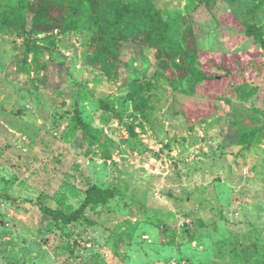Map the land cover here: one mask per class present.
Returning <instances> with one entry per match:
<instances>
[{"label":"rangeland","instance_id":"obj_1","mask_svg":"<svg viewBox=\"0 0 264 264\" xmlns=\"http://www.w3.org/2000/svg\"><path fill=\"white\" fill-rule=\"evenodd\" d=\"M27 1L0 9L30 20ZM152 4L184 52L121 26L113 70L87 10L64 33L50 15L44 50L0 30V264H264V0ZM192 62L203 78L181 81ZM93 186L115 195L71 222L43 213L76 212Z\"/></svg>","mask_w":264,"mask_h":264},{"label":"trees","instance_id":"obj_2","mask_svg":"<svg viewBox=\"0 0 264 264\" xmlns=\"http://www.w3.org/2000/svg\"><path fill=\"white\" fill-rule=\"evenodd\" d=\"M100 11L109 18V21H102L101 17L95 18V7L97 4ZM57 7L56 13L53 14V10ZM24 8V7H23ZM27 12L30 14L29 18H24L21 14V10L12 3L9 9H0V30L8 27L13 31L24 34L25 36L34 37V47L36 50H44V47L39 42V34L43 31L47 32L44 40L47 43L58 44L59 35L54 34L52 25L54 22L49 20L50 15H54L56 18H60L59 30L60 33H64L70 30L73 26L69 24V17L67 14L74 12L78 15L82 14L85 10L89 11L93 16L91 23L94 25L93 36L98 33H104L106 39L101 50L97 47L95 42L91 41V48L97 53L95 62H98L101 66H105L108 70H113L115 67L109 61L111 53L110 45L117 40L116 33L119 32V28L122 26L124 41H128L130 36L136 34L138 30L148 31L146 34L145 43L148 47L163 49H173L175 47L180 48L183 51L180 43V30L179 24H173L170 32L163 26V21L160 13L152 4V0H140L139 3L133 1L124 2L121 0H28L25 5ZM24 8V9H25ZM101 13V14H102ZM28 20L31 22V27L27 28ZM101 26L104 29L101 30ZM152 27V28H150ZM99 30H98V29ZM121 31V30H120ZM53 32V33H51ZM100 32V33H101ZM106 48L105 49H103ZM184 52V51H183ZM185 57H188L187 55ZM183 75L180 76V80L183 81L189 74L196 76V78H203L204 75L197 73L193 69V62L189 66L181 65ZM119 71H117V74ZM211 79L219 80L217 75H212ZM130 97L135 98L139 93V86L136 83L130 84ZM146 102V101H145ZM136 108L140 109L141 106L136 104ZM115 193L110 189H102L97 186H93L89 192L86 200L82 206L73 213L66 212L61 209H52L49 207L43 208V213L50 216L55 220H62L64 222H71L80 217L81 213L85 211L86 207H97L107 204Z\"/></svg>","mask_w":264,"mask_h":264}]
</instances>
